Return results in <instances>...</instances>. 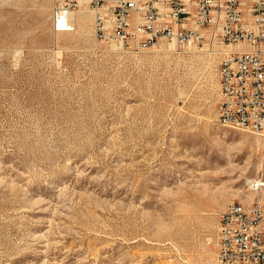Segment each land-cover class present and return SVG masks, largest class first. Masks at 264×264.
<instances>
[{
	"label": "rangeland",
	"instance_id": "obj_1",
	"mask_svg": "<svg viewBox=\"0 0 264 264\" xmlns=\"http://www.w3.org/2000/svg\"><path fill=\"white\" fill-rule=\"evenodd\" d=\"M53 2L0 0V264H216L219 214L264 207V136L217 119L225 44L120 48L89 0L55 33Z\"/></svg>",
	"mask_w": 264,
	"mask_h": 264
},
{
	"label": "built area",
	"instance_id": "obj_2",
	"mask_svg": "<svg viewBox=\"0 0 264 264\" xmlns=\"http://www.w3.org/2000/svg\"><path fill=\"white\" fill-rule=\"evenodd\" d=\"M97 40L116 46L234 44L219 66L217 119L264 135V0H89ZM78 0H54L55 33L75 30ZM254 188L260 184L254 182ZM216 264H264V207L229 203L219 214Z\"/></svg>",
	"mask_w": 264,
	"mask_h": 264
},
{
	"label": "bare ground",
	"instance_id": "obj_3",
	"mask_svg": "<svg viewBox=\"0 0 264 264\" xmlns=\"http://www.w3.org/2000/svg\"><path fill=\"white\" fill-rule=\"evenodd\" d=\"M82 0H78V3H80ZM211 40V39H210ZM212 42V44L214 45L215 43H216V41L214 40H212L211 41ZM160 44V43H159ZM159 44H157V45H159ZM169 46H176L177 48H182V47H179V46H177L174 42H168L167 43ZM224 46V47H223ZM147 48V46L146 45H135L134 46V49L135 50H137V51H144V49H146ZM184 48H191V49H193V48H199V46H185ZM235 48V45L234 44H225V45H222V47H220L219 49L217 48V49H215V50H213L214 52L217 50V52H219V53H222V54H224L225 52H227V51H229V50H231V49H234ZM148 49H150V47L149 48H147V50ZM219 122L221 123V124H223V125H225V126H229V127H233V128H237V127H234V126H231V124H227V122H223V120H219ZM255 134H257V133H255ZM258 135H262V134H258ZM264 136V135H263ZM254 182H258L259 184H260V187L258 188V189H260L263 185H264V181H262V180H253L252 182H251V188L253 189V190H258V189H255L254 188V185H255V183ZM254 195V194H253ZM255 200H258V199H255ZM254 201V200H253ZM259 201V200H258Z\"/></svg>",
	"mask_w": 264,
	"mask_h": 264
}]
</instances>
